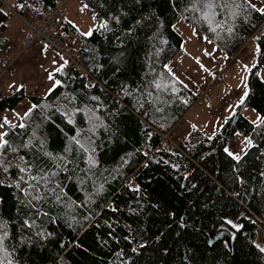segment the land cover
Instances as JSON below:
<instances>
[{
    "label": "trees",
    "instance_id": "1",
    "mask_svg": "<svg viewBox=\"0 0 264 264\" xmlns=\"http://www.w3.org/2000/svg\"><path fill=\"white\" fill-rule=\"evenodd\" d=\"M13 1L16 11L0 0V72L17 54L7 17L39 25L61 2ZM81 1L107 22L87 35L63 16L59 39L82 65L59 63L47 92L0 90V112L32 105L23 127L0 113V264H264V13L245 0ZM179 20L228 57L248 39L259 45L243 103L182 150L160 144L196 99L168 66L182 49ZM237 133L251 140L238 161L225 151ZM223 229L229 237L210 240Z\"/></svg>",
    "mask_w": 264,
    "mask_h": 264
},
{
    "label": "crops",
    "instance_id": "2",
    "mask_svg": "<svg viewBox=\"0 0 264 264\" xmlns=\"http://www.w3.org/2000/svg\"><path fill=\"white\" fill-rule=\"evenodd\" d=\"M9 17V20L7 19L8 22L6 21L2 25H5V28H3L4 33L10 38L12 44L15 46L16 51L12 53H16L21 51L22 42L27 34L25 35V33L20 30L22 22L15 21L14 18L21 21L17 15L10 14ZM193 27L191 24L184 23L183 20H179L176 23L177 30L183 36L182 49L179 50V52L171 59L168 66L183 83L195 91L196 88H193L190 79L192 74L195 76L198 74L202 75L204 72L203 62L206 63L210 69H212V67L215 66L213 65V61L210 57H219L222 62H225L224 57L227 58L228 56L219 50L217 46L208 41L206 37L195 27V29ZM252 43V41L251 44L248 43L249 45L247 42L245 43V47L241 53L239 52L236 54L234 56V62L225 69L223 74L224 78L222 79L223 81L221 80L214 84L213 101H210L211 108L213 112L221 117V119L234 113L236 106L241 102L245 93H247V89H245L246 75L248 73V69L255 63V59L257 57ZM37 45L38 44H36L34 48L23 52L25 53L24 55L19 56L15 63V72L11 69V71H8L10 76H4L0 79V90L8 91L10 89L24 86L27 92L34 93L42 88L47 82L54 79V77L50 79L49 76L57 70L59 64H56L50 59V57L38 50L36 48ZM249 49L252 52V57L254 56L251 62V55L247 58L242 56L243 53L245 52L246 54ZM33 52L34 54H32ZM239 60L242 61V64ZM248 61L250 62V65L247 67L249 68L244 71L245 66H243V64ZM217 64H219V62ZM241 87L243 89H241V92L239 91L238 93V90ZM31 107V102L28 99H23L13 109H5L0 113H2L10 122L21 125V117L28 112ZM244 113L255 122L260 120L259 113L250 107L244 109ZM178 124L175 127V131L183 134L184 131L177 130Z\"/></svg>",
    "mask_w": 264,
    "mask_h": 264
},
{
    "label": "rangeland",
    "instance_id": "3",
    "mask_svg": "<svg viewBox=\"0 0 264 264\" xmlns=\"http://www.w3.org/2000/svg\"><path fill=\"white\" fill-rule=\"evenodd\" d=\"M2 1L4 2L5 6L8 9L11 6L10 4L14 5V1L13 0H2ZM250 1L257 8L264 7L263 6L264 0H250ZM64 3L66 5V7H67V11L69 12L68 19L76 27H78L82 32H84L85 34H87L89 32H92L94 29H99L100 28L99 26L102 23L106 22L104 19L96 17L89 10V8L86 6V4L83 1H81V0H65ZM14 19H15V21L21 22L20 20H18L16 18H14ZM24 21L25 20H22L21 28L24 27L23 28L24 30H27V29L31 28L30 27L31 25L29 23L27 24V26L23 25ZM106 26H107V22H106ZM1 28L2 29L5 28V25H2ZM21 28H20V30H21ZM33 30H34V28H33ZM22 32H24V31H22ZM26 38H27V35H26L25 39L22 42L21 51H18L16 55L13 54V56H12L13 58H12V61L10 62L11 66H9L10 67V71H11V69L14 70L15 63H16L17 59L19 58V56L20 55H24L25 53H23V52H25L26 50L34 48L36 44H38L36 46V48L38 50H40V51H42L43 48H45V52H47L49 50L50 54H51L50 59L53 60L56 64H59V63L62 62L60 56L56 52H54L51 49H49V47L45 46L43 43L40 45L38 40H35L31 45H29L28 47H25L24 46V42H25ZM248 43L251 44V39H249L247 41V44ZM252 44L254 46L255 54L257 55L258 51H259V46L256 43H254V42ZM244 47H245V45H243L241 47L242 49H240L237 52V54L239 52L241 53V51L243 50ZM250 49L248 50V52L246 54H245V52L243 53L242 56L244 58H247L249 55H251V57H252V52L250 51ZM32 54H34V52ZM253 57L250 59V62H251V60H253ZM210 59L213 61V65L215 67H212V69H210V67L206 63L203 62V70H204V72L202 73V75L198 74V75L195 76L194 74H192V77H191L190 81H191V84L193 85L194 89L196 87H199L201 89V86H205L209 82H214V84H215V82L218 81L219 78H221V75L224 74V71L227 68V66H229L231 63L234 62L235 57L234 58H228V57L226 58V57H224L225 62H222L219 57H210ZM218 62H219V64H217ZM239 62L242 64L241 60H239ZM250 62L248 61L247 63L243 64V66H245L244 71H245V69L249 68L247 66L250 65ZM210 70H212V71H210ZM14 72H15V70H14ZM262 75H263V78H264V68L262 69ZM4 76H10V74H8V71H4L2 76H0V79H2ZM53 80L54 79H52L49 82H47L42 88H40L36 92H42V91H46L47 92L50 89H52L56 85L55 84V80L54 81ZM214 84L212 85L213 86V90H214ZM241 89H243V88L242 87L239 88L238 93H239V91L241 92ZM245 89H247L246 83H245ZM1 115L2 114H0V117H1ZM0 122H1V120H0ZM223 122H224V119H221V117L218 114H216L215 112L212 111L211 102L208 101V100H204V99L202 100L201 98H199L193 104L191 110L188 111L183 116L181 122L178 124L177 130L178 131H184V133L187 132V134H189V133L196 134V136L199 135L198 132L203 133V134H207V135H214L215 133L219 132V130L221 129V127L223 125ZM175 133H176V131L172 130L170 132V135L173 136V137H179V135H175ZM177 133L180 134L181 132H177ZM184 133L181 134L182 137H183ZM185 138L186 137H184L183 140ZM248 141H251V140L246 135L237 133L236 135H234L230 139V141L228 143V146H227V150H228L229 153L241 155L246 150L248 145L250 144V143H248ZM229 222L234 227H239L241 225L238 216L232 217L231 219H229ZM260 227L263 228L262 225H260ZM256 242H257V244L260 247L264 248V231L261 233L260 237H258L256 239Z\"/></svg>",
    "mask_w": 264,
    "mask_h": 264
},
{
    "label": "built area",
    "instance_id": "4",
    "mask_svg": "<svg viewBox=\"0 0 264 264\" xmlns=\"http://www.w3.org/2000/svg\"><path fill=\"white\" fill-rule=\"evenodd\" d=\"M67 11V7L64 3V1H61L58 3V5L52 9V11L48 14L45 21L39 25L34 24L33 22L29 23L31 25V32L27 36L24 46L31 45L35 40H38L40 42L45 43L48 46H51L52 48L56 50H62L64 53V60H65V67L67 69H70L76 65H82L81 62L73 56V53L71 50H67L63 48V45L61 43V39H59V32L60 24L63 16L65 15ZM48 25H47V24ZM50 23V24H49ZM34 28V30H33ZM12 56H8L9 65L12 61ZM3 71L0 72L2 74ZM212 88H207V91H211ZM209 98V96H208ZM163 137V144L173 143L180 147V138L179 137H173L170 135V132L167 133H161Z\"/></svg>",
    "mask_w": 264,
    "mask_h": 264
},
{
    "label": "snow or ice",
    "instance_id": "5",
    "mask_svg": "<svg viewBox=\"0 0 264 264\" xmlns=\"http://www.w3.org/2000/svg\"><path fill=\"white\" fill-rule=\"evenodd\" d=\"M233 3L235 4V7L237 9L240 8V4L235 3V0H233ZM245 3L247 4L248 7H251V8H254V9L256 7L255 5L251 4L250 0H245ZM20 7H23V5H20ZM207 7L211 8L212 7V3H208ZM256 10L259 11L260 13H264V7H261V8L256 9ZM238 14H239V12H237V11H233L232 12L233 16H236ZM99 27L100 28H105L106 27V22L102 23ZM229 31H231V29H229ZM87 35H91V32L87 33ZM61 70L62 69H57L56 71H61ZM49 78L50 79L52 78V74H50ZM55 84L59 85L60 81L59 80L55 81ZM157 87H160V85H157ZM245 95H247V93H245ZM93 99H96V98L94 97ZM241 103H243V100H241ZM5 122L7 123V120H5ZM261 123H264V119H261ZM20 127H23V125L21 124ZM3 135H6V134H0V148L4 147L7 144L6 140H2V136ZM77 143H78V141H77ZM248 143H251V141H248ZM225 151H227V149ZM229 155H232L234 157V159L237 160V161L241 159L240 155H238V154L229 153Z\"/></svg>",
    "mask_w": 264,
    "mask_h": 264
},
{
    "label": "bare ground",
    "instance_id": "6",
    "mask_svg": "<svg viewBox=\"0 0 264 264\" xmlns=\"http://www.w3.org/2000/svg\"><path fill=\"white\" fill-rule=\"evenodd\" d=\"M62 1V0H61ZM128 1H130V0H128ZM133 2V1H132ZM56 5V4H55ZM194 8V7H193ZM196 8V7H195ZM180 11H182V10H180ZM176 14V13H175ZM158 15V14H157ZM162 16V15H161ZM24 18V17H23ZM170 18H171V16H170ZM149 20H151V19H149ZM160 20V19H159ZM172 21H174L173 19H172ZM111 22V21H110ZM37 23V22H36ZM140 23H142V22H140ZM150 23V22H149ZM158 23V22H157ZM185 23V22H184ZM159 24V23H158ZM150 25V24H149ZM148 25V26H149ZM155 25V24H154ZM153 26V25H152ZM156 26V25H155ZM158 26V25H157ZM164 26V25H163ZM31 27V26H30ZM145 27H146V25H145ZM158 28V27H157ZM155 30V29H154ZM162 30V29H161ZM158 31V30H157ZM159 32V31H158ZM155 35V34H154ZM170 36V35H169ZM151 37H152V35H151ZM151 37H149V38H151ZM166 38V37H165ZM176 38V37H175ZM170 40V39H169ZM171 40H172V38H171ZM164 42V41H163ZM35 44V43H34ZM159 44V43H158ZM165 44V43H164ZM25 48V47H24ZM71 49V48H70ZM152 49V48H151ZM74 50V49H73ZM153 50H154V47H153ZM155 51H156V49H155ZM155 51H153V53L155 52ZM148 52V51H147ZM150 52V51H149ZM158 51H156V53H157ZM74 53H76V52H74ZM159 55V54H158ZM155 56V55H154ZM153 56V57H154ZM160 56V55H159ZM78 57V56H77ZM148 59V58H147ZM159 59V58H158ZM79 60H81V58L79 59ZM154 60H156V59H154ZM7 61V60H6ZM6 61H4V64L6 63ZM81 62V61H80ZM9 66H11V65H9ZM3 67V66H2ZM8 67V66H7ZM73 68V67H72ZM2 70V69H1ZM7 70V69H6ZM4 72V71H3ZM86 73V72H85ZM91 75V74H90ZM92 78V77H91ZM94 82V81H93ZM93 84V83H92ZM160 144L161 145H163V139L161 138L160 139ZM170 147V146H169ZM36 167V166H35ZM89 167V166H88ZM48 168V167H47ZM38 169V168H37ZM84 169V168H83ZM84 170H86V169H84ZM83 170V171H84ZM85 172V171H84ZM89 172V171H88ZM87 174V173H86ZM85 174V175H86ZM71 176V175H70ZM73 176V175H72ZM80 176V175H79ZM80 177H82V176H80ZM79 178V177H78ZM80 179V178H79ZM85 180V179H84ZM52 181V180H51ZM83 181V180H82ZM97 188V187H96ZM99 188H100V186H99ZM66 189V188H65ZM102 189V188H101ZM57 190V189H56ZM60 190V189H59ZM58 190V191H59ZM103 190V189H102ZM51 191V190H50ZM61 191V190H60ZM97 191V190H96ZM55 192V191H54ZM106 192V191H105ZM74 193V192H73ZM87 194H88V192H86ZM102 193V192H101ZM104 193V192H103ZM100 194V193H99ZM101 195V194H100ZM104 195H106L105 193H104ZM102 196L103 195H101V198H102ZM76 197H77V195H76ZM84 197V196H83ZM83 197H81V198H83ZM85 198V197H84ZM90 199V198H89ZM98 199H100V198H98ZM98 199H96V200H98ZM85 200V199H84ZM87 201V200H86ZM54 202V201H53ZM75 203V202H74ZM81 203V202H80ZM97 203V202H96ZM86 206V205H85ZM99 206V205H98ZM65 207V206H64ZM66 208V207H65ZM82 210V209H81ZM68 211V210H67ZM69 212V211H68ZM71 212V211H70ZM85 212V211H84ZM90 212V211H89ZM80 213V212H79ZM79 213H77V214H79ZM70 215V214H69ZM56 216V215H55ZM71 216H73V215H71ZM70 216V217H71ZM79 216V215H78ZM77 216V217H78ZM58 217V216H57ZM67 218V217H66ZM53 232V231H52Z\"/></svg>",
    "mask_w": 264,
    "mask_h": 264
},
{
    "label": "water",
    "instance_id": "7",
    "mask_svg": "<svg viewBox=\"0 0 264 264\" xmlns=\"http://www.w3.org/2000/svg\"><path fill=\"white\" fill-rule=\"evenodd\" d=\"M223 236H227V237H229L230 236V234H229V232L227 231V230H219V231H217V232H215L212 236H211V241L212 240H214V239H216V238H218V237H223Z\"/></svg>",
    "mask_w": 264,
    "mask_h": 264
}]
</instances>
